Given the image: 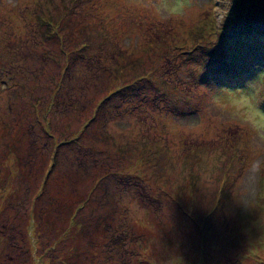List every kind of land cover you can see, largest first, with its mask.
I'll list each match as a JSON object with an SVG mask.
<instances>
[{
    "label": "rangeland",
    "instance_id": "rangeland-1",
    "mask_svg": "<svg viewBox=\"0 0 264 264\" xmlns=\"http://www.w3.org/2000/svg\"><path fill=\"white\" fill-rule=\"evenodd\" d=\"M21 263L264 264V0H0Z\"/></svg>",
    "mask_w": 264,
    "mask_h": 264
},
{
    "label": "trees",
    "instance_id": "trees-1",
    "mask_svg": "<svg viewBox=\"0 0 264 264\" xmlns=\"http://www.w3.org/2000/svg\"><path fill=\"white\" fill-rule=\"evenodd\" d=\"M234 31H237L236 29H234ZM256 32V31H255ZM257 32H259V31H257ZM241 33V32H240ZM253 35H255V38H259L258 40H259V43H261V42H263V39L261 38V35L260 34H258V33H254ZM238 36H240V34H238L237 35V37ZM247 36H250L249 34L247 35ZM251 38V37H250ZM252 39V38H251ZM255 41V40H254ZM256 42H258V41H256ZM21 53H22V50H21ZM223 74H225V76H227V74L226 73H223ZM32 226H34V225H32ZM39 237H40V235L39 234H37L36 235V239L38 238L39 239ZM33 239L35 240V238L33 237ZM22 264V263H21Z\"/></svg>",
    "mask_w": 264,
    "mask_h": 264
}]
</instances>
